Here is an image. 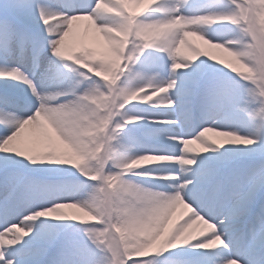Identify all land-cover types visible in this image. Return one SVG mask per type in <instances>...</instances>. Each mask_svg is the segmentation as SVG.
Wrapping results in <instances>:
<instances>
[{"label": "snow or ice", "instance_id": "1", "mask_svg": "<svg viewBox=\"0 0 264 264\" xmlns=\"http://www.w3.org/2000/svg\"><path fill=\"white\" fill-rule=\"evenodd\" d=\"M0 264H264V0H0Z\"/></svg>", "mask_w": 264, "mask_h": 264}, {"label": "bare ground", "instance_id": "2", "mask_svg": "<svg viewBox=\"0 0 264 264\" xmlns=\"http://www.w3.org/2000/svg\"><path fill=\"white\" fill-rule=\"evenodd\" d=\"M98 37L95 36L93 31L87 28V21H80L74 25L73 33L68 37V42L70 44H79L81 42L88 43L89 45L98 46ZM189 40L194 43V40L189 37ZM185 52H188V49H183ZM205 50L209 51L211 54L216 55L218 58H225L224 52L222 49H213L208 45H205ZM209 136H213L212 133H208ZM30 136V133L26 131V138Z\"/></svg>", "mask_w": 264, "mask_h": 264}, {"label": "rangeland", "instance_id": "3", "mask_svg": "<svg viewBox=\"0 0 264 264\" xmlns=\"http://www.w3.org/2000/svg\"><path fill=\"white\" fill-rule=\"evenodd\" d=\"M191 38L194 40V44L199 45L202 50H205V45H207V44L204 41L200 40L199 37H195V36H191ZM224 55H225V58H228L226 53H224ZM212 134H213V136L215 135L214 133H212Z\"/></svg>", "mask_w": 264, "mask_h": 264}]
</instances>
